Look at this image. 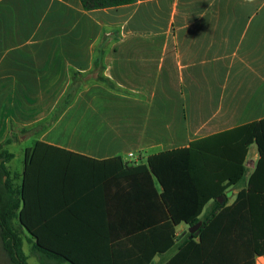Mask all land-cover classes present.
I'll return each mask as SVG.
<instances>
[{"label": "crops", "instance_id": "1", "mask_svg": "<svg viewBox=\"0 0 264 264\" xmlns=\"http://www.w3.org/2000/svg\"><path fill=\"white\" fill-rule=\"evenodd\" d=\"M69 89L73 103L55 115ZM262 119L264 0H134L97 10L81 0H0V146L14 154L8 165L24 168L38 141L146 165L152 155ZM252 146L248 175L259 160ZM239 191H229L227 205Z\"/></svg>", "mask_w": 264, "mask_h": 264}, {"label": "trees", "instance_id": "2", "mask_svg": "<svg viewBox=\"0 0 264 264\" xmlns=\"http://www.w3.org/2000/svg\"><path fill=\"white\" fill-rule=\"evenodd\" d=\"M81 1L97 10L134 0ZM75 94L69 89L55 115ZM252 145L259 160L248 175ZM13 158L0 146V241L10 264H29L24 240L39 264H255L264 255V119L152 155L146 165L42 141L26 149L20 175L8 168ZM199 222L198 235L177 234Z\"/></svg>", "mask_w": 264, "mask_h": 264}, {"label": "rangeland", "instance_id": "3", "mask_svg": "<svg viewBox=\"0 0 264 264\" xmlns=\"http://www.w3.org/2000/svg\"><path fill=\"white\" fill-rule=\"evenodd\" d=\"M254 152H257V147L256 145H253L252 146V149H251V152H250V155ZM19 159V158H18ZM17 159V160H18ZM9 169L10 171L14 174V173H17L18 175H20L22 173V170H23V163L22 162H12L10 163L9 165ZM20 181H21V178H18L16 180V182L18 184H20ZM187 229L185 227L183 228H178L177 229V232L178 233H181V232H184L186 231ZM31 244L28 243L27 241H25L24 243V251L26 253V255L28 256V263L29 264H39L38 260L36 259V257L32 254L31 252ZM0 264H10L9 263V260L8 258L6 257L4 251L2 250L1 248V243H0Z\"/></svg>", "mask_w": 264, "mask_h": 264}, {"label": "water", "instance_id": "4", "mask_svg": "<svg viewBox=\"0 0 264 264\" xmlns=\"http://www.w3.org/2000/svg\"><path fill=\"white\" fill-rule=\"evenodd\" d=\"M201 226V222H199L197 225L193 226L192 228H189V233L192 235V236H195V235H198V229L200 228Z\"/></svg>", "mask_w": 264, "mask_h": 264}, {"label": "built area", "instance_id": "5", "mask_svg": "<svg viewBox=\"0 0 264 264\" xmlns=\"http://www.w3.org/2000/svg\"><path fill=\"white\" fill-rule=\"evenodd\" d=\"M128 157L131 158V157H134V155H133L132 153H130V154L128 155Z\"/></svg>", "mask_w": 264, "mask_h": 264}]
</instances>
